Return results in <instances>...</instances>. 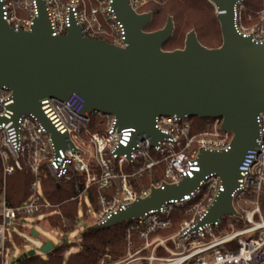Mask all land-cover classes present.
<instances>
[{
	"label": "built area",
	"instance_id": "obj_1",
	"mask_svg": "<svg viewBox=\"0 0 264 264\" xmlns=\"http://www.w3.org/2000/svg\"><path fill=\"white\" fill-rule=\"evenodd\" d=\"M128 1L134 12L143 13L155 0ZM41 3L53 36L65 34L75 24L88 38L104 39L120 48L128 45L114 0H0V13L14 30L29 31L40 17ZM241 8L242 3L236 10L237 29L263 41L262 25L247 30L238 25ZM13 104L12 90L1 87L0 262L6 260L10 233L27 218L58 214L63 203L77 202L80 212H93L86 220L83 212L77 219L82 232L88 220L90 225L106 222L149 196L152 186L163 189L165 184L194 178L201 169V155L229 150L232 138L221 129V118H206L204 128L194 132L191 117L160 115L154 127L161 137L152 145L151 135L133 127L119 128L113 115L86 109L85 98L72 93L66 100L41 101L50 127L65 136L58 146L40 117H15ZM257 122L256 146L244 156L238 186L231 193L239 215L203 222L224 191L222 176L210 173L191 192L127 221L125 255L115 261L104 255L98 264H264V112ZM26 169L32 176L30 194L11 205L6 179ZM46 179L70 184L73 195L64 202L50 201Z\"/></svg>",
	"mask_w": 264,
	"mask_h": 264
},
{
	"label": "water",
	"instance_id": "obj_2",
	"mask_svg": "<svg viewBox=\"0 0 264 264\" xmlns=\"http://www.w3.org/2000/svg\"><path fill=\"white\" fill-rule=\"evenodd\" d=\"M208 1L215 8L222 34L221 44L213 48L201 44L192 29L182 48L164 50L174 33L173 18L169 16L158 30L146 31L152 12L136 13L128 0H114L118 19L127 32L125 48L88 38L75 24L65 34L53 36L43 3L40 17L29 31L14 30L0 13V88L12 90L15 117H40L56 145H63L65 136L50 127L41 101L66 100L72 93L85 98L86 109L113 115L119 128L133 127L138 133L151 135L152 145L161 137L154 127L155 117L160 115L221 118V129L232 134L229 150L201 155V169L194 178L165 184L163 189L152 186L149 196L104 223L87 226L82 233L138 218L191 192L210 173L222 176L224 191L203 222L239 215L231 193L238 186L244 156L256 146L257 117L264 112V40H254L237 29L236 10L243 0ZM31 233L38 236L34 228ZM53 249L52 241H44L19 254L11 264L37 253L47 255Z\"/></svg>",
	"mask_w": 264,
	"mask_h": 264
},
{
	"label": "trees",
	"instance_id": "obj_3",
	"mask_svg": "<svg viewBox=\"0 0 264 264\" xmlns=\"http://www.w3.org/2000/svg\"><path fill=\"white\" fill-rule=\"evenodd\" d=\"M264 0H243L244 17H250L249 23L255 20L262 9ZM147 11L152 12V22L145 29L155 31L160 29L168 17L173 18L175 28L173 36L164 44V50L182 48L185 34L195 29L201 44L213 48L222 42V34L214 6L208 0H166L164 4L147 6ZM245 23H248L245 21ZM248 23V24H249ZM247 24V25H248ZM193 131L202 130L206 118L191 116ZM157 179V178H156ZM32 176L29 170L15 171L6 179V196L9 204L17 205L26 200L30 194L29 184ZM146 183V182H145ZM2 186V169L0 165V187ZM45 194L52 202H64L74 193L70 184H57L50 179L45 180ZM77 202H65L61 205L60 213L48 216L52 228L66 234L73 232L77 221ZM62 215V217H60ZM176 215L175 217H177ZM20 227V225H19ZM18 227V228H19ZM126 227L121 223L113 227L81 233L77 242L79 250L64 256L65 251L72 244H67L65 238L59 246L46 256L36 254L25 258L18 264H98L104 255H110L112 260H118L126 252ZM14 248H22L25 240L18 234L13 235ZM11 246L8 241V248ZM22 252V251H21Z\"/></svg>",
	"mask_w": 264,
	"mask_h": 264
},
{
	"label": "rangeland",
	"instance_id": "obj_4",
	"mask_svg": "<svg viewBox=\"0 0 264 264\" xmlns=\"http://www.w3.org/2000/svg\"><path fill=\"white\" fill-rule=\"evenodd\" d=\"M165 2H166V0H155L149 5L164 4ZM263 4H264V1H263ZM244 10H245L244 5L242 4V8H241L240 13L238 14L239 17L237 19L238 25L243 30L255 28L256 26H260V25H262L264 27V20L262 22L260 21V18L262 16V11L264 10V5L262 6V9L259 11L258 15L255 17V20L251 21V23H249V21H250L249 16L250 15L249 16L247 15V17H244ZM245 21L248 22L249 24L245 23ZM186 34H185V36H186ZM184 41H185V39H184ZM77 207L79 208L78 204H77ZM82 212L85 214L84 220L88 219V217L92 216V214H93V212H91L90 210L89 211L82 210L81 212H80V210H78L77 219L81 216ZM60 217H62V215ZM46 218H47L46 216H34V217L27 218L23 224H21V225L19 224L20 227L18 225L16 227V229L10 233L9 242H10L11 246L8 248V252L6 254V260L4 262H0V264H11V262L16 257L19 256V254H21L22 252H26L30 248H36L42 242L47 241V240L52 241L54 246H59L63 242V239L65 238L67 244H72L69 246V249L67 251H65L64 256H68L69 253L75 252V251L80 249V247L77 245L78 244L77 242H79V240L81 238L80 235L82 232L77 227L76 223L74 225L75 229L73 232H68L66 234H63L62 232L52 228L51 225L49 224L48 219H46ZM226 219L229 221H234L233 218H227L226 217ZM90 223H91V221L88 220L85 224L90 225ZM33 228L38 232V236L35 238L32 236V233H31V230ZM14 234H18L20 237H22L25 240V243L23 244L22 248H14L15 247V241L13 238ZM43 256H46V255H43Z\"/></svg>",
	"mask_w": 264,
	"mask_h": 264
}]
</instances>
